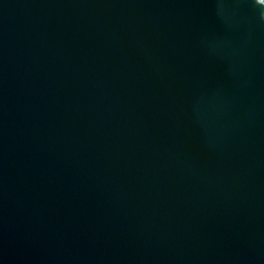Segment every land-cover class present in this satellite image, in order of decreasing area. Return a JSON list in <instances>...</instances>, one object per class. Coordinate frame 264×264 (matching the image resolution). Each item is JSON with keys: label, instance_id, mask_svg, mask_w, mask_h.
I'll return each mask as SVG.
<instances>
[{"label": "water", "instance_id": "water-1", "mask_svg": "<svg viewBox=\"0 0 264 264\" xmlns=\"http://www.w3.org/2000/svg\"><path fill=\"white\" fill-rule=\"evenodd\" d=\"M0 264H264V0H0Z\"/></svg>", "mask_w": 264, "mask_h": 264}]
</instances>
